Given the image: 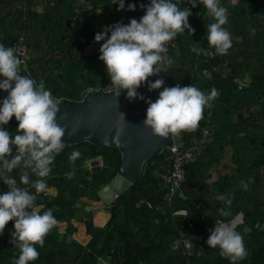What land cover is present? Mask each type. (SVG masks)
I'll list each match as a JSON object with an SVG mask.
<instances>
[{
	"label": "crops",
	"instance_id": "obj_1",
	"mask_svg": "<svg viewBox=\"0 0 264 264\" xmlns=\"http://www.w3.org/2000/svg\"><path fill=\"white\" fill-rule=\"evenodd\" d=\"M114 2L0 0V43L24 34V64L33 79L37 83L43 81L47 90L58 92L60 97L79 98L81 91L97 80L103 85L111 83L108 74L100 69L97 56L79 55L78 48L91 26L96 25L101 31L117 22L127 24L131 18L139 21L144 15L141 5H147L150 0H125V9L119 11ZM129 3L136 5L135 11L127 10ZM221 4L228 9L229 23L224 27L231 32L233 40L227 55L216 54L215 49L207 45V25L214 21L207 15L203 4L197 2L196 7H191L187 2L180 9H190L189 24L195 32L189 35L185 29L184 33L177 35V45L173 49L175 63L160 77L164 80V87L175 86L179 80L174 76V69L180 68L182 87L192 84L207 93L210 91L207 87L216 77L213 87L219 91L212 107L204 110L201 119L211 126L213 143L186 163L185 178L172 205L184 206L191 214L204 212L208 217H224L218 212L221 208H228L232 213L242 207L244 221L236 230L243 235L248 256L236 264H257L256 261H264V240L260 242L261 236H258L264 232V27L252 23L254 14H250L251 18H242L244 24L240 23V9L235 10L231 0H221ZM240 5L245 11L246 3ZM193 43H200L202 48L215 54H185ZM215 105L227 114L220 123L214 119ZM9 123L6 130L13 136L18 134V121L14 116ZM173 141L185 143L181 134L173 136ZM87 148L91 149L87 143L65 144L55 157L47 178V192L36 194L31 185L20 184L16 174L18 186L37 195L35 204L41 213L52 209L59 222L45 237L44 247L36 246L40 256L30 264H174L179 261L180 254L177 253L181 250V235L173 230L178 217L171 213L172 205L162 199L152 205L138 200L119 203L121 196L117 195L106 208L96 191L86 187L79 192L81 183L77 184L76 192L60 187L68 180L66 173L73 170L74 175L82 173L83 179L90 181L93 171L85 167V162L95 159L101 166L102 154L95 152L87 154L79 165L70 163L69 156L73 151ZM161 162L160 154L148 160L150 174L147 179L154 177L155 168ZM13 175L14 171L10 176ZM0 177L4 178L2 173ZM36 179L38 177L30 172V180ZM156 179L160 181L158 177ZM242 182L247 184L246 190L242 188ZM221 194L231 197L230 205L216 199ZM59 200L68 203L63 206ZM115 207L124 222L114 221ZM159 209H170L169 216H163L157 211ZM67 210L69 215L65 217ZM93 228H99L104 235L94 249L91 247L95 242ZM13 231L14 221H9L4 232L0 233V264H13L14 258L19 256V249L11 243ZM113 234L122 241L123 249L118 253L107 247V237ZM183 236L192 244L188 255L191 264H231L219 255L218 248H209L198 231V224ZM251 241L255 243L253 246L249 245ZM97 249L102 250L97 252Z\"/></svg>",
	"mask_w": 264,
	"mask_h": 264
},
{
	"label": "clouds",
	"instance_id": "obj_2",
	"mask_svg": "<svg viewBox=\"0 0 264 264\" xmlns=\"http://www.w3.org/2000/svg\"><path fill=\"white\" fill-rule=\"evenodd\" d=\"M187 2L191 7H196L197 2L203 4L207 15L214 21L207 25V45L214 48L216 54L227 55L233 44L231 32L224 27L229 23L228 9L221 4V0ZM114 3L118 5V11L125 9V0H115ZM235 3L236 0H233ZM141 7L144 8V15L139 21L131 18L127 24L117 22L94 36L96 42L103 41L99 59L106 66L113 94L118 97L121 90H126L129 101L144 100L137 91L142 84L147 83L149 91L163 88L154 102L146 101L148 107L143 125L150 128L154 136L165 139L182 132H192L203 119L204 110L212 107L219 91L213 87L206 93L192 84L164 87L162 78L154 82L148 80V77L161 73V66H165L164 73H167L175 63L174 59L166 56L167 45L185 29L189 35L195 32L188 22L192 13L189 8L181 10L179 0L176 3L173 0H150ZM135 8L132 3L127 5L128 11H135ZM191 51L199 55L205 49L193 43ZM22 63L15 48L0 44V76L4 77L0 80V90L8 93L0 101V126L7 125L13 116L18 121V134L14 136L0 127V173L8 188L0 193V233L4 232L9 221H14L11 243L19 249V256L14 258L13 264L36 261L40 256L36 246L43 248L45 237L59 223L52 209L41 213L35 201L36 194L48 191L47 178L55 157L65 148L62 139L65 128L56 121L60 102L45 88L43 81L37 83L28 75H20ZM121 116L124 118L123 113ZM77 129L78 125L73 128V133ZM121 131L118 127L113 139L118 140ZM79 157L80 152L73 151L69 156L70 163L74 164ZM21 166L25 171L19 172V183L31 185L36 194L18 186L17 179L10 176L14 169ZM30 172L38 179L31 181ZM73 175L74 170L66 173L69 179ZM242 188L246 190L247 184L242 182ZM216 199L231 204L230 196L221 194ZM218 212L224 217L231 215L228 208L218 209ZM236 229L235 222L215 223L206 241L209 248H218L219 255L231 264L248 256L243 235Z\"/></svg>",
	"mask_w": 264,
	"mask_h": 264
},
{
	"label": "water",
	"instance_id": "obj_3",
	"mask_svg": "<svg viewBox=\"0 0 264 264\" xmlns=\"http://www.w3.org/2000/svg\"><path fill=\"white\" fill-rule=\"evenodd\" d=\"M21 67L20 75H28L33 79L24 63ZM232 76L235 77V74L233 73ZM3 79L4 77L0 76V80ZM156 79H159L158 74L148 77L152 82ZM137 91L145 99L129 101L126 98V90H121L120 95L115 97L113 89H103L101 80H97L93 85L84 88L78 99L53 95L60 102L56 121L65 128V135L62 137L65 143L85 140L97 146L111 145L118 150L119 162L116 171L96 191L106 208L117 195L133 183L139 174L144 173L151 156L173 142V136L166 139L154 136L150 128L143 125L148 107L146 101L154 102L162 88L149 91L145 83ZM7 95L6 91L0 90V101ZM121 113L124 114V118ZM76 125L78 129L73 133ZM118 127L122 131L118 140H115L113 137ZM189 229L193 230V228ZM178 232L183 236L187 229L179 228Z\"/></svg>",
	"mask_w": 264,
	"mask_h": 264
},
{
	"label": "built area",
	"instance_id": "obj_4",
	"mask_svg": "<svg viewBox=\"0 0 264 264\" xmlns=\"http://www.w3.org/2000/svg\"><path fill=\"white\" fill-rule=\"evenodd\" d=\"M233 2V0H231ZM100 29L98 26H91L88 36L80 44L78 51L81 57L97 56L99 58L100 52L99 48L103 41L96 42L94 36ZM25 36L24 34H19L14 38L11 44L7 47H12L16 49V54L22 59L24 63L25 54ZM177 45V36L173 41L169 42L167 45V57L173 59L172 50ZM205 51L201 54L203 56H212L215 54L214 51L204 48ZM99 67L105 75H107L106 66L103 61L99 59ZM164 67L161 66V73H158L159 79L164 73ZM103 89H113L111 83L102 84ZM214 136L211 130V126L207 123H201L194 134L185 143L172 142L169 146L162 149L159 154L161 155L162 162L159 163L155 168V175L159 178L162 184L161 199L168 205H172V200L181 187L185 178V164L194 159L198 152L205 150L208 146L213 143ZM85 167L91 171L98 170L100 164L97 160L92 159L84 163ZM5 191L8 190L7 185L5 186ZM138 202H143L139 199ZM147 205H150L148 201H145ZM171 213L179 218L178 228H195L198 224V231L202 239L206 242L210 231L214 229L215 223L224 222H235L237 226L241 225L244 221L243 212L240 209L235 210L227 217H208L204 212H197L191 214L188 209L184 206L174 207ZM185 214L188 216L184 217ZM181 252L184 259L179 264H191L188 260L189 251L192 247L191 241L186 236H181L180 238Z\"/></svg>",
	"mask_w": 264,
	"mask_h": 264
},
{
	"label": "trees",
	"instance_id": "obj_5",
	"mask_svg": "<svg viewBox=\"0 0 264 264\" xmlns=\"http://www.w3.org/2000/svg\"><path fill=\"white\" fill-rule=\"evenodd\" d=\"M184 1L185 0H179V7L180 6L181 7H185L187 5V2H184ZM173 2L176 3L177 0H174ZM241 3H246L247 7H246L245 11L242 10L241 5H240ZM234 6H235V10H239L240 9V12H239V22L240 23L244 22V20H243L244 17L245 18L246 17L251 18L250 14H254V17L251 18L252 19V23L256 27H259V28L260 27H264V0H238L237 3ZM186 8H188V7H186ZM245 12H246L247 15H244ZM258 19H260V20H258ZM188 22H189V18H188ZM16 36H14L11 39H9L8 42H4L3 45L5 47L9 46L11 44L12 40L14 38H16ZM197 44L201 47L200 43H197ZM172 53H173V50H172ZM188 53L189 54L192 53L191 49H188V50L185 51V54H188ZM173 59H174V55H173ZM210 61H214V59H211ZM174 76H176L178 78L179 85L182 86L183 85V76L181 74V69L180 68H175L174 69ZM215 80H216V77H214V79L211 80L213 82V84H210V87H207V88H209L211 90L213 88V86H214V81ZM50 91H51L52 95L60 97L58 92H55L54 90H51V89H50ZM62 98L78 99V98L72 97V96H69V97L63 96ZM214 108H215V118H214L215 121L220 123L223 120H225V118L227 117L226 111H224V110L221 111V108H220L219 105H215ZM204 122L205 121L202 120L201 122H199V125L201 123H204ZM9 125H10V123H8L7 125H2V127L7 129ZM196 129L194 131H192V132H182L181 133V135L184 137L185 142L188 141V139L196 131ZM84 143L89 144V147H91V149L87 148V149L81 150L80 151V157L75 161L74 164L79 165L80 163L83 162V159L85 158V156L87 154H91L93 152L102 154V159H103L102 160V164H101V166H100V168L98 170H95V171H93L91 173V180L90 181H85L83 179L84 177L82 176V173L78 174L77 176H76V174L73 175L71 179L68 178V180L63 182L61 184V186H60L62 188H65L66 190H72L73 192H76L75 190H76L77 184L81 183L82 186L78 188L79 192H81L82 189L86 188V187L95 192L99 188V185L104 183V182H106L109 179V177L111 175H113L114 172L117 169L118 162H119V153H118L117 148L114 147V146H111V145L97 146V145H94V144H92V143H90L88 141H85V140L79 141V142H74V143H65V144L81 145V144H84ZM240 147H243V146H240ZM260 151H261V149L259 150V152ZM13 154H15V148H13ZM158 154L159 153L151 156L149 159L153 158L154 156H156ZM255 158L258 161L260 157L257 154V155H255ZM253 163H255V162H253ZM185 168H186V164H185ZM149 170H150V168L146 165L144 173L143 174H139L137 176V178L133 181V183L130 186H128L121 194H119L121 196L119 203H125V202L133 203L136 200L142 199L143 203H145V201H148L152 205V204H154V202L161 200V191H162L161 181L157 182V179H156L157 176L155 174H154V177H152V179H147V176H149V174H150ZM13 171H14L15 175H13L12 178H16V174H17V179L19 180V172H23V171H25V169L21 166L19 169H14ZM3 179L4 178L0 177V191L1 192H5L4 189H5V186H6L3 183ZM67 182H70V183L67 184ZM72 191H70V192H72ZM53 200H56V199L53 197ZM59 202H62V200H59ZM66 204H64L63 206H65ZM173 207L174 206L172 205V208ZM117 208L118 207H115L114 210H113V212H114V221L115 222H124L125 219H123V220L121 219L120 220V213L117 212ZM239 208H241V211L243 212L242 207L239 206ZM168 210L169 211H167V210L165 211V210L159 209L157 211L162 212L163 216H169L170 209H168ZM64 214H65L64 215L65 217H68L69 210L65 211ZM244 214H245V211L243 212V216H244ZM178 221H179V218L175 221L176 222L175 223L176 227H174L172 225L174 227L173 230H175V233L177 235H178ZM239 227H240V225L237 226V228H239ZM99 231H100L99 228H96V229L93 228L91 230L92 237L95 238V242L91 243V247L93 249H94V246L96 245V243L101 241V239H102L103 231H100V232ZM258 236H261L260 237V242L262 240H264V232H262ZM258 236H254V237H258ZM107 240H108L107 241V247H108V249L111 248L113 253H118V252L121 251V249H123V246L121 245L122 241L120 242V241L117 240V235L113 234V236H108ZM253 244H255V243L252 242V241L249 243V245H251V246H253ZM101 250L97 249L96 251L100 252ZM177 254L178 255L180 254V259H179V261H177L174 264H179L184 259V256H183L181 250H179ZM249 262L253 263L252 260H250ZM256 262H257V264H264V261H256Z\"/></svg>",
	"mask_w": 264,
	"mask_h": 264
}]
</instances>
